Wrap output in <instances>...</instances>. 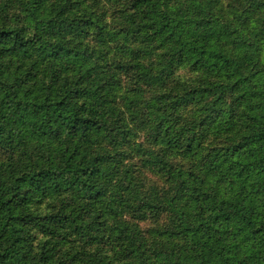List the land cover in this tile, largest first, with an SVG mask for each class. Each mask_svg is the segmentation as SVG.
I'll use <instances>...</instances> for the list:
<instances>
[{
	"label": "trees",
	"instance_id": "16d2710c",
	"mask_svg": "<svg viewBox=\"0 0 264 264\" xmlns=\"http://www.w3.org/2000/svg\"><path fill=\"white\" fill-rule=\"evenodd\" d=\"M0 264H264V0H0Z\"/></svg>",
	"mask_w": 264,
	"mask_h": 264
},
{
	"label": "rangeland",
	"instance_id": "374dc122",
	"mask_svg": "<svg viewBox=\"0 0 264 264\" xmlns=\"http://www.w3.org/2000/svg\"><path fill=\"white\" fill-rule=\"evenodd\" d=\"M120 1V3H125L126 1L129 0H118ZM177 73H175V77H180V78H189L191 76H193V72H191L189 69L185 68V69H178L176 71ZM185 163V162H183ZM146 173V176L144 175L143 177H145V179L141 180V178L139 177V180L142 181L147 187H154V186H166V180L165 178L152 174L149 171L145 170L144 171ZM44 205L40 208L41 212H46V210L49 207V203L46 201L43 203ZM165 217L161 218L160 220H164ZM162 222V221H161ZM147 226H154L155 222L153 221H147L144 223Z\"/></svg>",
	"mask_w": 264,
	"mask_h": 264
}]
</instances>
